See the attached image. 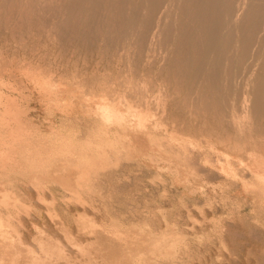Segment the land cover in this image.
I'll return each mask as SVG.
<instances>
[{
  "label": "bare ground",
  "instance_id": "obj_1",
  "mask_svg": "<svg viewBox=\"0 0 264 264\" xmlns=\"http://www.w3.org/2000/svg\"><path fill=\"white\" fill-rule=\"evenodd\" d=\"M193 1L0 0V61L106 43L90 80L79 56L67 69L71 86L101 93L93 105L50 85L52 61L28 71L23 109L4 96L0 264H161L192 242L215 248L217 264H264V2ZM108 39L122 40L117 53ZM31 102L55 117L49 136ZM96 197L108 202L101 224Z\"/></svg>",
  "mask_w": 264,
  "mask_h": 264
},
{
  "label": "rangeland",
  "instance_id": "obj_2",
  "mask_svg": "<svg viewBox=\"0 0 264 264\" xmlns=\"http://www.w3.org/2000/svg\"><path fill=\"white\" fill-rule=\"evenodd\" d=\"M256 1H257V2H256ZM193 2H195L194 4H196V2H197L198 4H199V2L201 3L200 0H199V1H198V0H194ZM255 2H256L258 5L255 6V8H254V5H255L254 3H255ZM258 2L261 3V0H252L251 3H250V6H252V7H250V8H252V10H253V8L256 10V9H258V7H259L260 5L262 6V3L260 4V3H258ZM262 2H264V0H263ZM251 4H252V5H251ZM261 6H260L259 8H261ZM263 6H264V4H263ZM177 17H178V16H175V19H178ZM252 19H253V18H252ZM224 31H226V30H224ZM253 34H254V33H253ZM257 36H258V34H257L256 36L253 35V37H255V38H252V42L256 40ZM96 38H97V37H96ZM92 39H93L92 42H95V43H96L97 40H99V38H97L96 41H94L95 38H92ZM234 39H235V36H233V39H232V40H234ZM232 40H231V42H232ZM100 41H101V40H99V45H98V42H97V44L94 43V46H91V42H89L90 44H87L88 41H87V43L84 42V43H86V44H85V45H86V49L84 48V47H85L84 45L82 46V44H81V45H80V43L78 44V47H77V48H79V49H76V51H77V50H80V47H81V46H82L84 49L80 50V51H79L80 53L78 52V54H76V55L73 54L74 56H73L72 59H74L75 57L78 59V58L80 57V58H79V60H80L79 62H81V64H80L79 62H77V60H76L75 62H76L77 64H79L78 66H79L80 68H82V69H84V68L86 69V66H88V67H87V74H86V72H84L82 69H79V67L76 65V66L78 67V69H77V70H78V72H77L78 74H77V75H79V77H80L81 79H84V80H90V77H91V76H90V75H91L90 73H91V71H89V70L92 69V68H93L92 66L96 65V61L99 60V58H98V57H99V54L96 53V55H98V56H96V55H95V50H93V48L95 47V45H97V48H98L99 46H102V45H105V44H106L105 41L103 42V43H105V44L100 43ZM111 41L114 42V39H112ZM121 41H122L121 39H120V41H118V40L116 41V40H115L114 43L116 44L117 47L115 46V48H114V44H113V42L111 43V42L109 41V39H108L107 42H108V43L110 42V43H111V46L113 45L111 48H113V49H115V50H116L117 48H118V49H117L116 51L113 50V49H111L110 46H108V43H107L106 49L109 50V51H110V49H111V51L109 52V51L106 50L105 52H108V53H112V52H113V53H117V51L120 49V46H121V44H122ZM234 41H235V40H234ZM234 41H233V42H234ZM101 42H102V41H101ZM117 42H119V43H117ZM256 42H257V40H256ZM256 42H255V43H256ZM110 43H109V44H110ZM120 43H121V44H120ZM255 43H254V44L251 43L252 48H251V46L249 47V48H250V49H249V50H250V51H249L250 54H251V52L253 51V48L255 47ZM28 44H30V43H28ZM92 44H93V43H92ZM252 44H253L254 46H253ZM10 45H11V44H10ZM13 45H14V44H13ZM119 45H120V46H119ZM256 45H257V43H256ZM79 46H80V47H79ZM82 47H81V48H82ZM88 47H90V48H88ZM107 47H108V48H107ZM91 48H92V49H91ZM95 48H96V47H95ZM95 48H94V49H95ZM97 48H96V51H97ZM109 48H110V49H109ZM89 49H90V50H89ZM83 50H85L86 54L84 53ZM88 50H89L90 52H88ZM91 50H92V51H91ZM112 50H113V51H112ZM81 51H82V52H81ZM87 52H88L89 54H87ZM91 52L94 53V56H93V53H92V55L90 54ZM76 53H77V52H76ZM79 54H81V56H80ZM84 54H85L86 56L88 55L87 57H89V56L91 55V56L93 57V58H92L93 61L89 58V59L91 60V63H90L89 59L87 60V59H86L87 57H85ZM68 56H69V55H68ZM68 56H67V57H68ZM77 56H79V57H77ZM91 56H90V57H91ZM95 56H96V59H98V60L95 59ZM115 56H116V55H115ZM115 56L113 57V59L110 60V64H111V65L108 64V66L111 67L113 64H114V65H115V64L117 65V63L115 62V61H116V60H115ZM65 57H66V56H65ZM84 57H85V58H84ZM13 58H14V57H13ZM13 58H12V57L10 58V56H8V58L4 59V61L1 60L2 63H0V71H1V72H0V83H1V82H4V83L6 82L5 84H2V83H1V85H3V87L0 85V89L2 88L1 91H0V92H1V94H0V98H1V99H0V102H2V103H1V108H0L1 110H0V111L6 110V109H7V110L12 109V104H13L14 100H15L14 104L16 103L15 105H16V106H19V107L22 108V109L27 105V103H26L27 100L25 99V100H26V101H25V100H23V98L26 97V96L28 95L27 93H29V92L26 91V90L24 89V87H25V86L30 87V86L33 85V83H31V81H29V79L26 78V76H27V74H29V72L34 71L35 69L37 70L36 66L40 65L39 63H41V65H42L43 67L46 66V68H48V67L50 66V64L53 62L52 64H54L55 66H53V65L51 64L53 67H52V66H50V67H52V68L56 67V68H54V69H56V74H55V75H56V77H55L56 79L53 80V82H54L55 84H54L53 82L49 81V79H48L49 77H48V76H45L46 78L48 77L47 80H46V79H45V80H46V81H49V83L51 82L50 85H52V84H53L54 86L56 85L55 88H56L57 90L61 88V90L64 91L63 95L65 94L66 96H68V94H70L71 92H73V94H75V95H81V94H84V95H86V96H85L86 98H90V99H88V102L90 101V102H89L90 106H91V103H92V105H93L94 102H97V101H99V99H100V98H99V97H100L99 95H100L101 93H99V91L97 90V88H93V87H92V89H91L90 85H89V86L87 85V86H85V88H83V87H81V88L78 87L79 89H76L77 86H74V85L71 86L72 81L70 80V77H71L73 74H72V75H70V74H71V72H72V70H71L72 67L75 66V64H74V60H75L76 58H75L74 60H72L70 57H68V58L71 59L70 62H68V60H69L68 58H66V59H68V60L65 61L66 59H63V57H62V60H63L65 63L68 62L67 65H65L64 62H63V63L61 62V61H62V60H61V57L55 59V61H56L57 63L54 61V58H51V60H50V58H49V59H48V60H49V61H48L49 64H48V62H47V59H38V60H37V59H32V58L30 59V58H29V59H30V60H29L28 57H27V58H25V59H26V60H25L23 57H22L23 59H22V58L20 59V57H19V60H18V57H15L14 59H13ZM7 59H8V60H7ZM15 59H17V60H15ZM57 59H58L59 61H58ZM84 59H86V60L89 61V62L87 63ZM109 59H110V57H109ZM12 60H14V61H12ZM20 60H21V61H20ZM23 60H24L25 62H24ZM40 60H41V62H40ZM60 60H61V61H60ZM82 60H83V61H82ZM112 60H114V62H112ZM1 61H0V62H1ZM15 61H16V62H15ZM18 61H20V62H18ZM22 61H23V62H22ZM27 61H28V62H27ZM51 61H52V62H51ZM106 61H108V58L106 59ZM106 61H104L102 64L97 65V67L99 66L98 68L101 69V68L105 65L104 63H105ZM5 62H6V63H5ZM7 62H9V65H10L11 68L9 67V65H8ZM10 62H11V63H10ZM14 62H15V63H14ZM43 62H45V63L42 64ZM50 62H51V63H50ZM72 62H73V64H70V63H72ZM82 62H83V63H82ZM93 62H94V64H92ZM12 63H13V66L11 65ZM18 63H19V64H18ZM23 63H24V64H23ZM32 63H34V64H32ZM37 63H38V65H37ZM58 63H59V64H58ZM61 63H62V64H61ZM84 63L87 64V65H85V67H83V66L81 67L80 65H82V64L84 65ZM108 63H109V62H108ZM14 64H16V67L18 66L17 70L19 69V67H22L21 70H20L21 72H20V71H16V68H15V65H14ZM25 64L27 65V68H28V65H30L31 70H30V68H28V69L25 68V67H26ZM45 64H46V65H45ZM63 64H64V65H63ZM68 64H69V67H68ZM91 64H92V65H91ZM2 65H3V66H2ZM19 65H20V66H19ZM21 65H22V66H21ZM23 65H24V66H23ZM34 65H35V66H34ZM89 65H90L91 67H89ZM100 65H103V66L101 67ZM114 65H113L111 68H113L114 70H115V69L118 70V67H119V66H118V65H117V66L115 65V66H116V68H115ZM6 66H8V67H6ZM61 66H63V69H62ZM121 66H122V64L120 65L119 69L121 68ZM141 66H142V67H139L140 70L143 69V64H142ZM1 67H2V68H3V67H6L8 70H7L6 68H5V69H1ZM58 67H59V69H60V67H61V70L57 69ZM64 67H67V68H64ZM70 67H71V69H70ZM95 67H96V66H95ZM95 67H94V68H95ZM100 67H101V68H100ZM23 68H24V70H22ZM88 68H89V69H88ZM111 68H110V69H111ZM12 69H14L16 73L13 72L14 70H12ZM54 69H53V70H54ZM65 69H66V73H67V69H68V72L70 73V74L67 73V75H69V76H68V77H69V79H68V80H69V84H68L69 86L67 85V82H68L67 77H66V79L63 78L64 76H67L66 73H65ZM69 69H70V70H69ZM85 69H84V70H85ZM258 69H259V68H257V70H258ZM6 70L8 71V73H9V72H10V73L12 72L11 75L14 74V75H12V77L16 75L15 78L13 77V79H15V80H13L12 77H11V78H8V76H10V73H9V74H8V73H5V75H2L4 72H7ZM11 70H12V71H11ZM25 70H26V72H25ZM36 70H35V71H36ZM57 70H59V71H57ZM79 70H80L81 72H80ZM111 70H112V69H111ZM259 70L261 71V68H260ZM259 70H258V71H259ZM22 71H24V73H25V74H23L24 76H22V73H23ZM28 71H29V72H28ZM63 71H64V72H63ZM118 71H119V70H118ZM258 71H256V72L259 73ZM2 72H3V73H2ZM17 72H19V73H17ZM27 72H28V73H27ZM57 72H58L59 74H58ZM61 72H62V76L60 75ZM79 72H80V73H79ZM83 72H84V74H83ZM1 73H2V74H1ZM64 73H65V74H64ZM81 73H82V74H81ZM17 74H19V75L21 74V78H23V77H25V78H24V79H20L19 75H17ZM80 74H81V75H80ZM85 74H86V75H85ZM82 75H83V76H82ZM1 76H2V77H1ZM58 76H59V77H58ZM85 76H86V77H85ZM45 77H42V79L44 80ZM84 77H85V78H84ZM88 77H89V79H88ZM1 78H2V79H1ZM17 78H18V79H17ZM8 79H9V80H8ZM63 79H64V80H63ZM11 80H12V81H11ZM16 80H17V81H16ZM18 80H19V81H18ZM20 80H21V81H20ZM25 80H26V81H25ZM45 80H44V81H45ZM59 80H60V81H59ZM62 80H63V82H62ZM66 80H67V81H66ZM7 81H8L9 83H8ZM10 81H11V82H10ZM15 81H16V82H15ZM24 81H25V83H24ZM70 81H71V83H70ZM13 83H14V84L16 83V86H15ZM18 83H20L21 85H19ZM22 83H23V84H22ZM28 83H31L32 85H28ZM6 84H7V85H6ZM11 84H12L13 86H12ZM57 84H58V86H57ZM64 84H66V85L64 86ZM4 85H5V86H4ZM53 85H52V86H53ZM62 85H63V86H62ZM9 86H10V87L12 86V88H10ZM17 86H18V87H17ZM23 86H24V87H23ZM54 86H53V87H54ZM60 86H62V87H60ZM67 86H68V87H67ZM70 86H71V87H70ZM7 87H9V88H7ZM13 87H14V88H13ZM19 87H20V89H19ZM64 87H65L66 89L70 87V89H67V90L65 89V90H64ZM72 87H74V91H72V90H73ZM89 87H90V88H89ZM3 88H4V89H3ZM17 88H18V90H17ZM55 88H53V89H55ZM8 89H9V90H8ZM10 89H11V91H10ZM12 89H13V91H12ZM14 89H15V90H14ZM21 89H22V90H21ZM56 89H55V90H56ZM71 89H72V90H71ZM80 89H81V90H80ZM84 89L87 90V91H85ZM88 89H89L90 91H89ZM94 89H95V90H94ZM3 90H4V91H3ZM7 90H8V92H7ZM23 90H25V91H23ZM75 90H76V93H75ZM77 90H79L80 93L78 92V94H77ZM96 90H97V91H96ZM14 91H16V92H15L16 95H15ZM19 91H21V92L23 91V92L21 93V92H19ZM52 91H53V90H52ZM70 91H71V92H70ZM81 91H82V93H81ZM92 91H93V92H92ZM2 92L5 93L6 95L2 94ZM10 92H11V93H10ZM12 92H13V93H12ZM17 92H18V93H17ZM67 92H68V93H67ZM95 92H96L97 94H95ZM25 93H26V94H25ZM90 93H91V94H90ZM13 94H14V95H13ZM19 94H20V95H19ZM21 94H24L25 96L23 97V95H21ZM93 94H94V97H93ZM17 95H18V96H17ZM65 95H64V96H65ZM95 95H98V96H99V97L97 96L98 100H97V98L95 97ZM4 96H5V97L7 96L6 99L10 96V98H11L12 100L14 99L13 102H11L12 100L10 101V100H6V99H4V98H5ZM15 96H16V98L18 97L17 99H20L22 102H21L20 100L18 101L17 99H15V98H14ZM66 96H65V97H66ZM88 96H89V97H88ZM2 97H3V98H2ZM95 99H96V100H95ZM4 100H5V102H4ZM92 100H93V102H92ZM94 100H95V101H94ZM9 101H10V102H9ZM8 102H9V103H8ZM6 103H7V104H6ZM11 103H12V104H11ZM18 103H19V104H18ZM21 103H22V104H21ZM2 104H3V105H2ZM9 104H10V105H9ZM14 104H13V107H14ZM17 104H18V105H17ZM31 104H32L31 106H32V107L34 106V107L36 108V111H37V112L35 113L34 118H33V119H34L33 122L35 121V123H34L35 125L33 124V126L36 127V126L40 125L41 123H43L42 125L44 126V124H45L46 126L43 127V130H44V131H43V133H44L43 135H47V134L45 133V132H47V133H48L47 136H49L50 131L48 130V124H50L49 121H52V119L55 120V117L50 116V117H52V118H48V113H47V112H44L45 109H43V108H45V107H41V106H39V103H38V102H31ZM4 105H5V109L2 110V108H4ZM20 105H21V106H20ZM2 106H3V107H2ZM39 107H40L42 110H41ZM7 110H6V111H7ZM38 112H40V113H38ZM41 113H42V114H41ZM43 113H44V114H43ZM45 113H46V114H45ZM40 114H41V115H40ZM36 120H37L38 122H36ZM41 120H42V121H41ZM39 121H40V122H39ZM45 121H47L48 123L45 122ZM56 121H57V119H56ZM58 121H59V120H58ZM14 122H15V121L12 122V120H11V121H10V124L12 125V127L14 126L13 128H18L20 125L17 124V123H15V125H14V124H13ZM44 122H45V123H44ZM37 123H40V124L37 125ZM58 123H59V122H56V125H55V126H58ZM16 124L19 125V126H17ZM15 126H16V127H15ZM28 126H29V125H28ZM21 127H22V126H21ZM23 127H25V126L23 125ZM46 127H47V128H46ZM25 128H28V127H25ZM23 130H24V129H23ZM45 130H46V131H45ZM117 197H118V196H117ZM96 198H98V199H96V200L101 201L100 197H96ZM121 199H122V198H121ZM174 200H175V199H174ZM174 200H172V201H173V204L176 205V202H175ZM99 201H95V204H94L96 210L99 211V212H98L99 215H98V217H97V219H98L97 222L100 220L99 217L101 218V216H102V215H101V213H103L102 211H104V210H102V209H104L105 207H107V206H104V207H103V204H104V205H106V204L108 205V202H107V203H106V202H105V203L102 202L103 199H102L101 202H99ZM176 201H177V203H178V200H176ZM96 202H97V203H96ZM174 202H175V203H174ZM100 203H101L102 206L99 205ZM97 204H98V205H97ZM178 205H179V203L176 205L177 208H176V207L174 208V209H177L175 212H179V211L182 209V208L180 207V205H179V206H178ZM101 207H102V209H101ZM98 208H99V209H98ZM178 208H179V209H178ZM180 208H181V209H180ZM178 210H179V211H178ZM182 212L184 213L183 209H182ZM183 213H182V214H183ZM89 215H91V214H89ZM102 222H104V221L100 220L98 223L101 224ZM190 236L193 238L192 235H190ZM262 237H263V236H262ZM262 237H261V238H262ZM262 239H263V238H262ZM192 243H193V244H192ZM192 243L189 244V247H188V248H184L185 251H184V249L181 250L182 253L178 251V252H177V255L179 254V256L176 255V256H175V259H173L174 257H169V258H168V259H170L169 261H168V260L161 261V264H179V263H180V264H182V263H183V264H199V263L201 264L202 262H204V263H202V264H210V262H211V264H212L213 260H216L215 256H212V255L214 254V253H212V251L215 252V250H216L215 248L213 249V248H210V247H206V248H205V247H201V248L198 247V253H200V252H199V251H200L199 249H201V250H203V251H204V250L206 251V252L201 251L202 253H201V256L199 257L198 255H200V254L195 253V251H197V245H196V243H194V242H192ZM194 244H195V245H194ZM191 245H192V247L194 246L193 249H192ZM194 248H196V249H194ZM207 249H211V250H207ZM187 250H188V252H187ZM194 250H195V251H194ZM190 252H191V253H190ZM216 252H217V250H216ZM180 253H181L183 256H181ZM186 253H188V254L186 255ZM194 253H195L197 256L194 255ZM210 253H211V254H210ZM184 254H185L186 256H185ZM190 254H193V256H194V258H195L194 261H193L192 258H190V257L192 256V255L190 256ZM205 254H206L207 256H206ZM216 254H217V253H215V255H216ZM188 255H189L188 259H190V261H191L192 263H191L190 261L188 262V259L186 258ZM209 255H210V258H209ZM193 256H192V257H193ZM180 257H181V258H180ZM182 257H183V260H182ZM201 257H202V258H201ZM203 257H205V258L207 259V261H210L209 259H211V261H210V262H207V261H205L206 259L203 258ZM212 257H213V258H212ZM178 258H179V259H178ZM185 258H186V260H185ZM198 258H200V259H198ZM171 259H172L173 261H172ZM176 259H178V261H177ZM180 259L182 260L181 262H179ZM196 259H197V260H196ZM199 260H202V261L199 262ZM176 261H177V262H176ZM172 262H175V263H172ZM184 262H185V263H184ZM195 262H196V263H195ZM213 264H217L216 261H214ZM253 264H254V263H253Z\"/></svg>",
  "mask_w": 264,
  "mask_h": 264
}]
</instances>
